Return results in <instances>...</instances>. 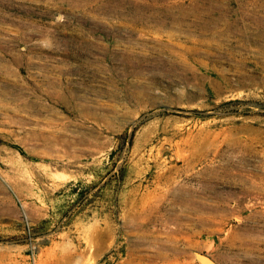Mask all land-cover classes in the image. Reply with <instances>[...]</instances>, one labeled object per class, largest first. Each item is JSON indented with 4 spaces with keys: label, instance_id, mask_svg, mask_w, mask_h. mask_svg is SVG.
I'll use <instances>...</instances> for the list:
<instances>
[{
    "label": "rangeland",
    "instance_id": "1",
    "mask_svg": "<svg viewBox=\"0 0 264 264\" xmlns=\"http://www.w3.org/2000/svg\"><path fill=\"white\" fill-rule=\"evenodd\" d=\"M0 264H264V0H0Z\"/></svg>",
    "mask_w": 264,
    "mask_h": 264
}]
</instances>
